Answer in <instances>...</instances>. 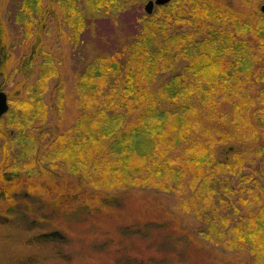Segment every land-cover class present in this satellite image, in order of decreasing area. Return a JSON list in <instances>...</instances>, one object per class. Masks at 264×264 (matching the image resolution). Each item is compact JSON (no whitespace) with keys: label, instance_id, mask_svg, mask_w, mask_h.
Returning a JSON list of instances; mask_svg holds the SVG:
<instances>
[{"label":"trees","instance_id":"obj_1","mask_svg":"<svg viewBox=\"0 0 264 264\" xmlns=\"http://www.w3.org/2000/svg\"><path fill=\"white\" fill-rule=\"evenodd\" d=\"M141 1L23 0L19 17L26 51L15 59L6 48V29L0 21V89L5 80L18 75L23 88L20 97H8L9 108L0 118V137L4 136L0 153L7 158L0 165V182L10 185L0 187V225L7 244L20 247L18 256L12 257L5 247L0 248V264H45V259L61 256L68 236L59 227L64 210L59 203L66 199L58 202L43 189L54 175L62 174L56 171L60 168L78 170L82 187L102 188L106 192L101 201L112 206H118L119 196L132 188L181 189L184 206L193 207L192 214L201 225L199 231L206 232L205 225L216 226L221 238L230 236L236 248L246 251L249 262L264 264V207L256 208L257 203L264 205V195L256 180L251 187L231 184L234 176L249 178L240 171L244 158L256 148L255 122L242 100L230 115L223 109L231 93L241 94L244 89L250 97L242 80L252 75L253 67L247 63L256 51L247 37L254 34L264 42L262 10L234 12L216 0H171L155 6L152 13L142 15L141 30L122 51L97 55L78 72L70 93L79 109L75 120L67 121L61 130L54 125L57 129L49 141L41 144L37 139L49 126L53 105L45 96L53 75H58L49 49H42L56 8L69 32L78 36L88 19L116 14ZM167 72L170 75L161 81ZM259 104L264 111L263 97ZM26 143L35 148L36 174L33 178L27 171L30 180L20 188L24 177L17 154ZM233 144L242 150H235L228 159L218 156L216 148ZM49 153L57 161L45 165ZM234 193L238 201L232 198ZM216 207L221 209L212 216L211 208ZM91 209L92 213L100 210L84 203L64 213L68 220L85 221Z\"/></svg>","mask_w":264,"mask_h":264},{"label":"rangeland","instance_id":"obj_2","mask_svg":"<svg viewBox=\"0 0 264 264\" xmlns=\"http://www.w3.org/2000/svg\"><path fill=\"white\" fill-rule=\"evenodd\" d=\"M22 1L0 0V21L4 23L6 29L4 42L11 54V59L17 58L20 53L26 51V35L19 17ZM52 1L55 3L56 0ZM145 2L146 0L133 3L116 14L111 12L88 19L87 26L78 36L69 32L64 15L56 8L43 35L44 47L42 49H49L57 65L58 75H53L50 90H47L45 96V100L53 106L47 118V121L49 119L47 132L37 135L41 144L44 140L49 141L57 128L61 130L66 127L67 121L75 120L79 109L74 105V96L70 93L74 88L78 72L97 55L115 54L122 51L131 37L139 33L142 26L141 17L145 14L143 8ZM216 2L224 6L225 4L221 2L227 3L228 9L234 12L244 11L246 13L254 8L256 12L262 13L261 6L264 4L262 0H216ZM183 11L189 12L188 7ZM249 17L253 19L252 16ZM247 38L251 40L252 47L256 51V57H248L250 61L248 60L247 64L253 67L252 75L247 80H242L243 85L246 84V88L250 89V97L244 89L241 90V94L240 91L237 94L231 93L227 101H223V109L230 115L235 103L240 104L241 100L247 103L248 114L255 122L252 130L256 131L257 142L253 153L244 158L245 161L240 171L242 175H249V178L239 180L240 176L236 175L237 177L234 176L231 180V184L233 186L244 184L251 187L256 180V186L264 195V138L262 136L264 111L259 109V100L264 98V54L257 53L259 50L264 51V42L261 43V38L254 34H249ZM234 70L235 73L240 74V71ZM169 75L170 72L162 74L160 80L166 79ZM5 83L3 90L10 99L22 95L21 75L11 77L5 80ZM245 110L243 112L247 113ZM236 112L234 116L237 115ZM258 113L263 116L258 118ZM238 116L242 115L238 114ZM35 122L41 123V119H35ZM1 123L4 124V120ZM56 124H58L57 128H52ZM3 137V135L0 137V141ZM260 147H262L261 150ZM216 149L220 158L228 159L235 150H242V146L239 144H233V147L220 145ZM34 152L35 148L31 149V145L26 143L24 150L17 154L18 165L24 177L21 180L22 183L18 184L20 188L27 187L26 181L30 180V176H26L27 171L31 172L33 178L36 174V166L33 167ZM44 159V164L50 165L57 161V156L49 153ZM53 159L55 161H52ZM66 161L70 160L66 159ZM6 162L7 158L0 153V165ZM56 171L62 174L54 175V179L47 181L43 189L48 197L59 199L58 202L63 199L67 201L59 203L60 209H64L59 216L61 218L59 227H62L67 234L68 241L63 247L64 251L61 256L57 259H50L51 257L49 260L45 259V264H253L249 262L246 251L233 245V242L229 240L230 236L227 235L224 238L219 236L216 226L205 225L208 227L207 231H199L201 225L192 214L193 207L190 209L184 206L183 194L178 192L181 189L165 191L161 188H132L119 196L118 206H112L101 201L103 192H106L102 188L95 189L92 185L85 186L84 184L82 187L77 177L78 170L69 172L60 168ZM9 186V184L0 182V187ZM232 198L238 201V194L234 193ZM84 203L100 210L92 213L91 209L92 215L90 214L85 221L76 219L78 217L72 220L66 218L65 211L70 212ZM258 206L264 207L260 203H257L256 208ZM217 209L221 208H211L210 214L213 216L215 211H219ZM238 210L242 211L244 207L241 206ZM232 211L231 209L229 212ZM7 241L3 226L0 225V248L5 247V252L11 257L14 254L18 256L17 250L20 247L13 245L16 243L7 244Z\"/></svg>","mask_w":264,"mask_h":264},{"label":"water","instance_id":"obj_3","mask_svg":"<svg viewBox=\"0 0 264 264\" xmlns=\"http://www.w3.org/2000/svg\"><path fill=\"white\" fill-rule=\"evenodd\" d=\"M171 0H147L144 3V11L148 14L153 12L155 6L164 5ZM261 10L264 12V4L261 6ZM8 95L4 90L0 89V118L7 112L9 108Z\"/></svg>","mask_w":264,"mask_h":264}]
</instances>
